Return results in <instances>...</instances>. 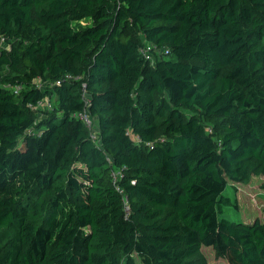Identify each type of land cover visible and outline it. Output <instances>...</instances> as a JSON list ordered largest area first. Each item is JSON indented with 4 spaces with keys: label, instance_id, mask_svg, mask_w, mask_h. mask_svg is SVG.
<instances>
[{
    "label": "trees",
    "instance_id": "obj_1",
    "mask_svg": "<svg viewBox=\"0 0 264 264\" xmlns=\"http://www.w3.org/2000/svg\"><path fill=\"white\" fill-rule=\"evenodd\" d=\"M2 38L0 264H264L220 217L264 176V0H0Z\"/></svg>",
    "mask_w": 264,
    "mask_h": 264
},
{
    "label": "rangeland",
    "instance_id": "obj_2",
    "mask_svg": "<svg viewBox=\"0 0 264 264\" xmlns=\"http://www.w3.org/2000/svg\"><path fill=\"white\" fill-rule=\"evenodd\" d=\"M90 19H84L81 23H90ZM10 44L4 43V47L9 48ZM42 84L40 80H36ZM20 144L23 146L21 138ZM264 176L254 175L250 180L239 182L233 185L229 183L223 194L231 198V204H225L223 211L220 213L221 218H227L232 221L251 222L256 218L264 221V189L261 187ZM210 264H228L225 258L218 257L213 247L203 246ZM138 264H143L138 256H135Z\"/></svg>",
    "mask_w": 264,
    "mask_h": 264
},
{
    "label": "built area",
    "instance_id": "obj_3",
    "mask_svg": "<svg viewBox=\"0 0 264 264\" xmlns=\"http://www.w3.org/2000/svg\"><path fill=\"white\" fill-rule=\"evenodd\" d=\"M4 43H5L4 38L0 39V45H4ZM152 50H158V47H157L156 45H152V44H150V45H148L147 47H143V48L141 49V52H142V54H144L147 58L151 59V58H152V52H153ZM158 51H160V49H159ZM167 51H168V50H166V52H167ZM57 83H60V81H58ZM37 86H41V84H37ZM19 89H20V87H16L15 90L18 91ZM83 90H84V92H83V97H84V100H85V102H86V108H85L84 111L79 112V113H77L76 115L79 116V117L84 121V123L86 124V126H87L88 128L93 129V127H94L93 119H92V117L89 115L88 110H87V107H88V105L90 104V100H89V98L87 97L86 84L83 85ZM31 106H32L33 108H35V109H39V108H42V109L48 108V109H50V108L52 107V102L50 101V98L45 97L44 99L38 101V102H37L36 104H34V105L32 104ZM29 134H30V135H33L34 132L29 131ZM91 135H92L93 138H96V136H97V134H96L95 131H93V132L91 133ZM115 176H116V175H115Z\"/></svg>",
    "mask_w": 264,
    "mask_h": 264
}]
</instances>
